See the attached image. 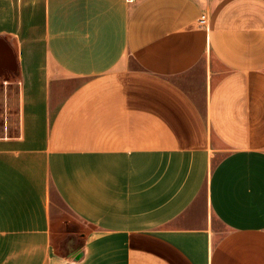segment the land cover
<instances>
[{"label":"crops","instance_id":"1","mask_svg":"<svg viewBox=\"0 0 264 264\" xmlns=\"http://www.w3.org/2000/svg\"><path fill=\"white\" fill-rule=\"evenodd\" d=\"M0 77V264H264V0H0Z\"/></svg>","mask_w":264,"mask_h":264},{"label":"rangeland","instance_id":"2","mask_svg":"<svg viewBox=\"0 0 264 264\" xmlns=\"http://www.w3.org/2000/svg\"><path fill=\"white\" fill-rule=\"evenodd\" d=\"M202 66H197L190 73L180 77V81L185 84H192L199 89L202 80ZM18 123V87L15 84L8 83L3 77H0V135L7 132H15ZM217 153L214 156L213 164L221 156ZM213 224L217 231H224L223 224L213 216Z\"/></svg>","mask_w":264,"mask_h":264},{"label":"built area","instance_id":"3","mask_svg":"<svg viewBox=\"0 0 264 264\" xmlns=\"http://www.w3.org/2000/svg\"><path fill=\"white\" fill-rule=\"evenodd\" d=\"M205 21H206V16L203 15L202 18H201V22L203 23V22H205Z\"/></svg>","mask_w":264,"mask_h":264}]
</instances>
